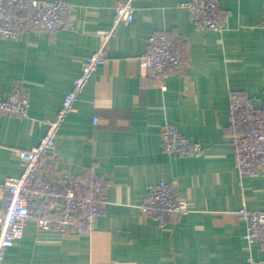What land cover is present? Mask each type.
<instances>
[{"label":"crops","instance_id":"0c3cea01","mask_svg":"<svg viewBox=\"0 0 264 264\" xmlns=\"http://www.w3.org/2000/svg\"><path fill=\"white\" fill-rule=\"evenodd\" d=\"M70 29L23 30L0 38V96L17 84L28 92L26 116H0V183L22 172L18 150L37 145L112 26L125 0H68ZM188 0H135L134 17L119 24L109 57L99 64L62 122L55 151L44 166L65 176L94 169L105 180L103 213L93 232L39 229L33 221L5 251L3 264H246L264 261V243L249 244L242 204L264 210V171L239 174L229 99L240 89L264 103V1L217 0L224 29L196 26ZM166 32L181 40L183 58L165 88L149 75L148 37ZM97 119L96 122L94 120ZM175 125L203 144L199 156L164 152L161 129ZM52 157V159H51ZM174 181L189 210L168 226L143 215L147 188Z\"/></svg>","mask_w":264,"mask_h":264},{"label":"built area","instance_id":"2783aa9c","mask_svg":"<svg viewBox=\"0 0 264 264\" xmlns=\"http://www.w3.org/2000/svg\"><path fill=\"white\" fill-rule=\"evenodd\" d=\"M134 1L125 0L114 6L112 26L97 31L98 47L83 58L81 73L65 95L62 106L54 117L41 121L46 131L39 143L18 150L21 174L0 183V264L4 262L6 249L23 236L28 221H33L39 229H56L64 234L94 231L96 219L103 213L104 178L92 168L80 175L65 176L45 167L44 162L55 151L59 128L79 94L97 66L108 60L117 26L133 19ZM183 5L194 11L197 27L212 31L224 29L217 0H188ZM73 21L74 5L68 0H0V38L14 39L21 31L30 29L55 33L60 28H72ZM182 58L180 39L161 31L149 35L145 63L150 77L163 88L164 80L180 70ZM29 107L28 92L21 84L15 85L6 98L0 96V116H26ZM229 123L239 174L253 176L263 172L264 103L256 106L242 90H233L229 99ZM161 140L164 152L170 155L199 156L203 151L201 141L188 138L170 123L162 126ZM139 208L159 225L168 226L187 213L189 205L176 182L160 180L148 186L146 199ZM238 213L247 223L246 241L264 243V210L249 209L242 204ZM246 264H264V261L251 258Z\"/></svg>","mask_w":264,"mask_h":264}]
</instances>
